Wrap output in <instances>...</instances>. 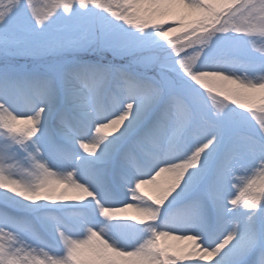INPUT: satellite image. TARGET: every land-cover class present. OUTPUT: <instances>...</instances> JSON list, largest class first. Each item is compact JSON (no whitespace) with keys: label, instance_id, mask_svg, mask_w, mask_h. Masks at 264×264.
<instances>
[{"label":"snow or ice","instance_id":"snow-or-ice-1","mask_svg":"<svg viewBox=\"0 0 264 264\" xmlns=\"http://www.w3.org/2000/svg\"><path fill=\"white\" fill-rule=\"evenodd\" d=\"M0 264H264V0H0Z\"/></svg>","mask_w":264,"mask_h":264}]
</instances>
